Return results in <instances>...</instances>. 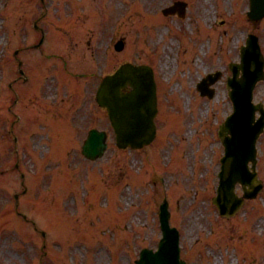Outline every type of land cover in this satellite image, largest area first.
<instances>
[{"label": "rangeland", "instance_id": "obj_1", "mask_svg": "<svg viewBox=\"0 0 264 264\" xmlns=\"http://www.w3.org/2000/svg\"><path fill=\"white\" fill-rule=\"evenodd\" d=\"M3 1L5 0H0V21L4 19L6 24H8L16 20L18 25H23L27 28H29L32 19L36 17L41 8V5L36 0H7V5H3ZM132 1L138 7L137 2L135 3L134 0H94L95 7L100 5L99 12L97 14L94 11L90 12L89 15H86L84 22H80V19L72 22L76 39L78 40L77 47L74 48L73 53H76L78 58L83 57L84 61L91 62L92 51L97 50L101 65L104 67L103 71L126 59L134 62H150L154 65L158 76L156 78L158 95L162 93L161 86L164 85V82L167 79L171 81V78L174 77V74L171 75L172 72L178 70H175L174 63L165 64L168 54L172 58L177 57L178 43L181 42L178 38H169V36H174L172 33L174 28L176 26L193 28L194 15L196 14H199L204 19L205 24H213L217 28L219 25L218 21L223 15L221 7L229 9L232 3V0H223L222 3L221 0H197L193 14L190 12L184 19L168 17L167 22L163 24L165 26L162 25L163 28L158 32L157 39H154V41H159V44L151 43L150 49H141L138 41L133 40V36L137 33L142 39L143 37H148V35L142 36L136 30L135 24L139 17V20H141V15L133 7ZM144 1L143 7L147 11L154 13L157 7L166 5L172 0ZM192 1L194 4V0ZM215 10H218V14H216ZM73 12L75 15L77 14L75 10ZM121 13L124 14V24L125 26L127 25L125 35L128 39L127 49L122 53H115L112 50L108 57L109 63H107L106 56H103V39L109 40L110 38L109 36L107 39L103 38L101 31L106 28L108 35L111 34L113 37L119 33L117 32L119 29L115 30L116 27L112 21L117 15L120 16ZM160 17L159 15H145V19L153 22L159 21ZM111 24L112 27H110ZM78 26L81 33L84 31L83 34L78 33ZM224 26L228 28L227 38L230 47L228 56L232 58V56H235L237 43L242 39L246 31V24L243 20L239 23L229 21ZM121 29L124 30V28ZM4 30H6V27H0V46ZM164 30L169 32V35H166ZM198 31L201 35H204L206 41L213 42L214 46L225 45L222 40L224 38L223 30L216 32L210 26L203 27L199 25ZM178 33L182 38L184 57L189 59L198 48L201 35L189 36V34L181 31H178ZM194 36H196V40H193ZM91 37H93L91 43L89 45L85 44L84 41ZM166 41L167 44L165 45ZM202 43L205 44L203 49L206 55L208 50L207 43ZM145 44L148 45L147 43ZM172 45H174L173 51L170 50ZM34 54L38 59L32 60L29 65L30 68L35 63H38V66L39 62L43 63L39 53L35 51ZM226 57L224 55V58ZM2 64L3 62H0V67ZM198 64L201 65L198 69L207 72L222 68L219 66L223 64V61H218L217 59L216 64L213 65L214 63L210 64L204 58V62H199ZM52 65L54 66L55 63ZM52 65L49 61L42 64V67L51 69ZM96 67L93 69L97 81L98 74L96 73L100 69ZM14 68L15 65L11 61L10 65L3 67L0 73H4L8 78V80L4 81L5 93L1 100L3 105L0 106V164L2 163L3 149L10 146L4 143L5 139L2 135L6 134L7 129L11 128L10 122L13 120V114L7 107L13 106L15 107V113L20 112L24 118L23 122L17 126V131L20 133V130L26 126V133L23 134L22 142L23 147L26 148L27 153L32 157L31 160L28 155L17 157L23 158V164L19 161L18 167L20 170L25 171L28 181V189L22 196L19 195L18 201L22 203L20 208L36 220L39 229L45 230L46 235L43 237L29 223H25L22 217L14 215L12 195L18 190V172L13 169L16 157L7 154L6 151L7 165H3L6 171L0 172V190H2L1 187L5 189V194L0 197V207L3 203H8L11 207L8 210L0 208V264H105L109 255L111 253L115 255L117 247L121 246V243L120 246L116 243L117 239L123 240V242L128 240L125 247L120 252H117L116 257L119 264H132V260L137 256L140 247L153 245L158 239L159 222L157 208L163 197L169 198L171 208L170 221L180 229L182 234V254L190 259V264H202L203 257L213 263L212 261L215 260L213 258L214 255L209 252L210 245L206 246L200 255L196 254V247L203 244L202 238L210 232L214 233L213 237L219 235L217 234L219 223L223 224L221 228L226 225L222 231L228 228L230 224L231 228L234 229L237 228V224L242 225L245 216L249 214L251 202L255 206L253 207L254 211L255 209L256 211L260 210L259 199L257 198L246 202L244 208L235 217L222 219L210 200L211 185L215 181L214 172L217 169L218 156L222 149L216 132L217 122L230 109L224 93L223 78L216 84L213 97L201 96L192 114L185 119L184 124L186 127L182 130L177 131L173 126H170L169 129L167 128L169 126L167 121L171 123L173 119L176 120L175 126L176 122L178 123L177 127L180 128L182 126L180 119L184 118L185 114L181 109L176 108V98L165 92L163 96L160 95L159 105L164 100L166 103L163 105L162 114L159 112L156 119L158 137L150 147L145 148L143 151L122 150L115 146L113 132L109 128L104 111L95 105L92 116L90 112H87V105L84 101L87 103L89 99L90 103L93 104L90 95H81L82 97L79 99L74 97L57 104L56 107L61 109L56 112L57 117H64V141L58 147V154L52 156L54 158L51 164L54 171H50L47 169L49 166L48 161L44 166L34 161V165L32 164L33 159L40 160L42 153L48 152L49 148L44 131L37 126L29 128L25 122L34 120L33 118L38 115L35 111L44 109L33 106L32 103L38 105L39 100H48L50 103L56 101L53 87H47L48 82L51 84V71L42 74L41 69L38 67L42 78L48 76L44 78L47 79L46 81H42V78L40 79L42 88L39 90L38 87L33 93L27 94L24 84L18 82L17 90L22 94V98H20L18 104L12 105L14 93L7 87V83L14 76H12ZM7 72H10L9 76H7ZM194 74V71L191 70L188 77H194ZM55 76L57 77V75ZM201 76L202 72L197 71L196 78H193L194 84ZM75 79H78V77H75ZM188 83L190 84L189 81ZM192 89L195 91L194 87ZM69 93H73V90H70ZM169 99L173 103L167 102ZM30 101L31 105H28ZM192 107L193 104H191V110ZM52 112V110H49L48 114L51 115ZM35 122L38 124L39 119L35 120ZM70 122H74V124ZM75 125L76 127L74 128ZM90 126L109 130V148L105 155L96 161L84 160L79 152V145ZM69 129L73 132H70ZM11 138L12 135H10V141ZM181 140L185 144L182 158L184 159L183 155L188 156V158L184 159V168L182 170H179L181 165L177 170H173V168H170V158L169 156L165 157V154L169 146H176L177 142ZM258 146L259 171L260 174H264V132L258 139ZM17 150L19 151L18 148ZM20 152L22 154L26 153L24 149H20ZM153 152L157 155L154 158L151 157ZM173 155H175V151L170 156ZM159 156L160 158L163 157L165 162L169 159V163L164 165ZM62 169H65V171ZM169 171L173 172L172 177L167 174ZM53 172L57 173V177L52 175ZM87 175H89L87 180L90 184L99 185L101 182L107 189V196H102L100 199L106 198L109 207L105 202L98 204L99 195L96 191L90 192L89 202H92L94 210H100L97 213H93L94 210L92 211L90 206L88 210H91V212L86 211V208L82 207L83 203L81 204L84 188H78L79 177ZM66 183L70 190H67L68 187L64 185ZM174 185L179 187L178 193L173 190V187L175 188ZM74 188L78 189L73 191ZM180 192L181 195H179ZM74 196L75 199L73 198ZM261 201V206L264 209V195H262ZM10 210L11 215H2V213L7 211V214H10ZM91 214L89 222L87 218ZM78 222L81 223L80 227ZM77 225L76 235L78 237L76 235L70 236L69 231H64V229H73ZM113 231L115 232L114 236H112L114 234ZM88 234L90 235L87 238ZM224 238L222 236L219 243L224 248H227ZM198 239L200 240L197 244ZM263 240L262 237L254 234V232L249 233L248 238L239 243V252L246 257L255 254L261 255L263 253ZM201 248L203 249V247ZM212 249L214 253L218 254L217 249ZM206 253H208V256ZM252 260L254 261L250 264H264V256L261 260L259 258H253Z\"/></svg>", "mask_w": 264, "mask_h": 264}, {"label": "water", "instance_id": "obj_2", "mask_svg": "<svg viewBox=\"0 0 264 264\" xmlns=\"http://www.w3.org/2000/svg\"><path fill=\"white\" fill-rule=\"evenodd\" d=\"M148 77L146 76L144 79L145 84L148 83ZM137 116L139 115V111H136ZM144 122L137 123L136 125H132L126 127L122 130L120 134V141L130 142L132 144H141L143 142H147L153 135V125L150 123L148 117H146ZM227 182V179L224 180V183Z\"/></svg>", "mask_w": 264, "mask_h": 264}, {"label": "bare ground", "instance_id": "obj_3", "mask_svg": "<svg viewBox=\"0 0 264 264\" xmlns=\"http://www.w3.org/2000/svg\"><path fill=\"white\" fill-rule=\"evenodd\" d=\"M171 57V56H170Z\"/></svg>", "mask_w": 264, "mask_h": 264}]
</instances>
